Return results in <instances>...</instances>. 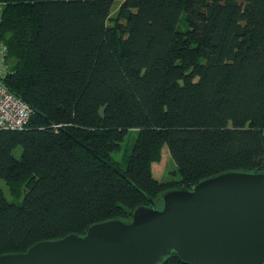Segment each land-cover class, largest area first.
Masks as SVG:
<instances>
[{"label":"trees","instance_id":"obj_1","mask_svg":"<svg viewBox=\"0 0 264 264\" xmlns=\"http://www.w3.org/2000/svg\"><path fill=\"white\" fill-rule=\"evenodd\" d=\"M0 1L4 83L34 109L0 130V180L20 198L0 185V256L220 173L264 172V0ZM164 146L179 180L153 174Z\"/></svg>","mask_w":264,"mask_h":264},{"label":"water","instance_id":"obj_2","mask_svg":"<svg viewBox=\"0 0 264 264\" xmlns=\"http://www.w3.org/2000/svg\"><path fill=\"white\" fill-rule=\"evenodd\" d=\"M149 201L130 220L40 241L0 264H161L172 252L189 264H264V172L227 171L165 191L161 207Z\"/></svg>","mask_w":264,"mask_h":264},{"label":"built area","instance_id":"obj_3","mask_svg":"<svg viewBox=\"0 0 264 264\" xmlns=\"http://www.w3.org/2000/svg\"><path fill=\"white\" fill-rule=\"evenodd\" d=\"M4 3L0 1V24ZM9 50L0 36V130H23L28 124L32 110L20 97L12 93L4 83L8 74Z\"/></svg>","mask_w":264,"mask_h":264},{"label":"rangeland","instance_id":"obj_4","mask_svg":"<svg viewBox=\"0 0 264 264\" xmlns=\"http://www.w3.org/2000/svg\"><path fill=\"white\" fill-rule=\"evenodd\" d=\"M181 28L185 29L186 24L185 22L181 23ZM138 135V131L136 129H132L129 131L127 136L125 137V140L122 143V149L118 152L113 153V157L117 162H122L124 160V157L131 153L132 146L135 143V139ZM21 147H18L15 151V155L19 158L21 156ZM176 163L172 159L169 149L167 146H164L162 151V158L157 164H155V172L158 174V176H162L163 179L166 180H179L180 175L176 173ZM0 185L4 188L7 199L9 201L17 200L19 201V195H16L17 193L12 194L6 183L2 180H0Z\"/></svg>","mask_w":264,"mask_h":264},{"label":"crops","instance_id":"obj_5","mask_svg":"<svg viewBox=\"0 0 264 264\" xmlns=\"http://www.w3.org/2000/svg\"><path fill=\"white\" fill-rule=\"evenodd\" d=\"M122 1H123V0H116L115 7H114V12L117 10V8L119 7V5H120V3H121ZM155 164H157V162L153 163V165H152L153 174H154V176L156 177V179H158V180H162L163 177H162V176H158V174L155 172Z\"/></svg>","mask_w":264,"mask_h":264}]
</instances>
